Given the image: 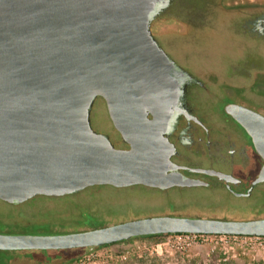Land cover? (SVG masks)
<instances>
[{
    "label": "water",
    "instance_id": "obj_1",
    "mask_svg": "<svg viewBox=\"0 0 264 264\" xmlns=\"http://www.w3.org/2000/svg\"><path fill=\"white\" fill-rule=\"evenodd\" d=\"M160 2L0 0V201L21 204L91 187L203 185L174 172L175 147L165 136L180 87L174 61L150 30ZM97 98L125 149L93 130ZM226 111L264 162V118L235 106ZM263 182L264 163L253 186ZM179 234L264 237V219L161 216L62 235L0 234V251L101 248Z\"/></svg>",
    "mask_w": 264,
    "mask_h": 264
},
{
    "label": "rangeland",
    "instance_id": "obj_2",
    "mask_svg": "<svg viewBox=\"0 0 264 264\" xmlns=\"http://www.w3.org/2000/svg\"><path fill=\"white\" fill-rule=\"evenodd\" d=\"M205 1L201 2L202 7L195 1V7L200 4V12L192 7L177 12L176 19L190 25L188 32L180 25L168 24L165 11L160 21L154 23L157 27L154 36L175 63L191 75L220 83L234 77L231 69L245 61L253 43L235 37L234 29L229 28V17ZM197 13L200 14L188 19L189 14ZM170 27L179 31L169 32ZM257 53L264 59V47ZM218 87L215 85L213 89ZM90 118L95 132L107 135L116 148H126L112 126L102 99L95 100ZM161 216L230 221L264 219V185L257 187L248 199L200 187L162 191L137 186L91 187L65 197L39 196L10 207L0 201V231L31 229L32 235L76 233L89 230V224L102 228ZM69 251L77 260L67 264H264V245L221 241L216 236L194 242L173 235L134 238L109 247ZM11 260L10 264H39L21 254H15Z\"/></svg>",
    "mask_w": 264,
    "mask_h": 264
},
{
    "label": "flooded vegetation",
    "instance_id": "obj_3",
    "mask_svg": "<svg viewBox=\"0 0 264 264\" xmlns=\"http://www.w3.org/2000/svg\"><path fill=\"white\" fill-rule=\"evenodd\" d=\"M195 1L201 4L205 0H161L151 14L152 35L157 32L155 22L160 21L158 19L165 11L168 24L180 25L182 30L188 32L190 25L176 19L175 16L177 12L188 7L200 12V4L195 7ZM205 3L208 6H215L216 10L229 17V28L234 29V36L251 40L253 48L246 52L248 55L245 61H240L236 69H231L234 77L221 80L220 83H211L194 77L175 63L168 54L174 61L172 74L179 84L180 98L179 110L173 114L165 136L175 147L171 158L172 163L177 166L174 172L184 179L203 183L198 187L208 191L224 193L237 199H248L257 187L264 185L263 182L253 186L264 162L255 151L252 137L227 113L226 108L228 106L243 108L264 118V59L257 53L258 49L264 47V1L206 0ZM198 14L200 13L189 14L188 19H193ZM168 31L179 30L170 27ZM215 85L219 87L214 90ZM206 171L220 173L225 178L207 174ZM6 204L9 207L20 205ZM27 231L9 230L0 231V234L32 235L25 234ZM23 252L29 251L11 253ZM11 262V256L1 260V264Z\"/></svg>",
    "mask_w": 264,
    "mask_h": 264
},
{
    "label": "trees",
    "instance_id": "obj_4",
    "mask_svg": "<svg viewBox=\"0 0 264 264\" xmlns=\"http://www.w3.org/2000/svg\"><path fill=\"white\" fill-rule=\"evenodd\" d=\"M88 226H89V230L97 228L96 224H89ZM30 230L31 229H29L27 232H25V234H32V232ZM38 230H40V229H38ZM42 232H46V231H42ZM179 235H181V234H179ZM156 237H161V236H146V237H139V238L145 239V238H156ZM121 243H124V242H121ZM110 246H112V245H110ZM104 247H109V246H104ZM14 254L15 253L0 251V260L7 259L8 256L12 257V256H14ZM19 254H21L24 258H27V259L32 260V261L39 263V264H67L69 262H73L74 260H77V257L74 254L70 253L69 250H65V251H29V252H23V253H19Z\"/></svg>",
    "mask_w": 264,
    "mask_h": 264
},
{
    "label": "built area",
    "instance_id": "obj_5",
    "mask_svg": "<svg viewBox=\"0 0 264 264\" xmlns=\"http://www.w3.org/2000/svg\"><path fill=\"white\" fill-rule=\"evenodd\" d=\"M176 237L184 238L185 241L194 242L199 239H203L207 237L205 235H193V234H181V235H173ZM220 238L221 241H230L232 243H243L250 244L254 243L258 246L264 245V237H249V236H216Z\"/></svg>",
    "mask_w": 264,
    "mask_h": 264
}]
</instances>
